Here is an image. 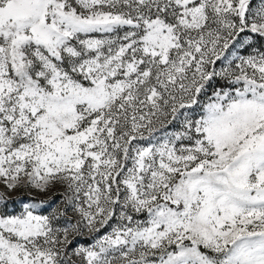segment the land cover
Segmentation results:
<instances>
[{"label": "snow or ice", "instance_id": "6c2138e0", "mask_svg": "<svg viewBox=\"0 0 264 264\" xmlns=\"http://www.w3.org/2000/svg\"><path fill=\"white\" fill-rule=\"evenodd\" d=\"M0 264H264V0H0Z\"/></svg>", "mask_w": 264, "mask_h": 264}]
</instances>
